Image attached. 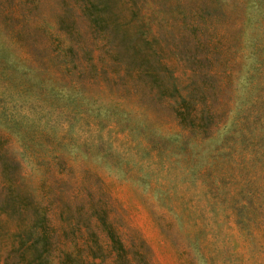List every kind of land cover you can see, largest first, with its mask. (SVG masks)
Wrapping results in <instances>:
<instances>
[{
  "label": "rangeland",
  "instance_id": "1",
  "mask_svg": "<svg viewBox=\"0 0 264 264\" xmlns=\"http://www.w3.org/2000/svg\"><path fill=\"white\" fill-rule=\"evenodd\" d=\"M0 264H264V0H0Z\"/></svg>",
  "mask_w": 264,
  "mask_h": 264
}]
</instances>
